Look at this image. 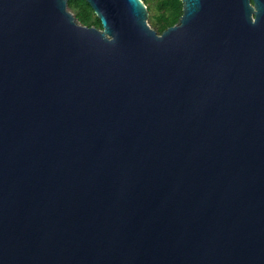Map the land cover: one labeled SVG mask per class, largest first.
Segmentation results:
<instances>
[{"label": "water", "instance_id": "95a60500", "mask_svg": "<svg viewBox=\"0 0 264 264\" xmlns=\"http://www.w3.org/2000/svg\"><path fill=\"white\" fill-rule=\"evenodd\" d=\"M0 0V264H264V0Z\"/></svg>", "mask_w": 264, "mask_h": 264}, {"label": "trees", "instance_id": "16d2710c", "mask_svg": "<svg viewBox=\"0 0 264 264\" xmlns=\"http://www.w3.org/2000/svg\"><path fill=\"white\" fill-rule=\"evenodd\" d=\"M144 5L151 4L154 9V30L161 34L165 29L178 23L182 14L180 0H141ZM68 9L73 12L76 20L84 26L101 28L99 19L86 0H68Z\"/></svg>", "mask_w": 264, "mask_h": 264}, {"label": "rangeland", "instance_id": "374dc122", "mask_svg": "<svg viewBox=\"0 0 264 264\" xmlns=\"http://www.w3.org/2000/svg\"><path fill=\"white\" fill-rule=\"evenodd\" d=\"M145 6L147 7V11H148L147 22H148L149 26L154 29L153 23H154V15H155L154 13L155 12H154L153 6L151 4L145 5ZM70 12L73 14L72 11H70Z\"/></svg>", "mask_w": 264, "mask_h": 264}]
</instances>
